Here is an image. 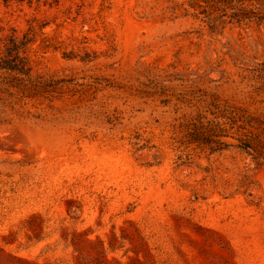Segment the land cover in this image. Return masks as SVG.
I'll list each match as a JSON object with an SVG mask.
<instances>
[{
	"label": "rangeland",
	"instance_id": "374dc122",
	"mask_svg": "<svg viewBox=\"0 0 264 264\" xmlns=\"http://www.w3.org/2000/svg\"><path fill=\"white\" fill-rule=\"evenodd\" d=\"M263 4L0 0L68 82L0 99V264H264Z\"/></svg>",
	"mask_w": 264,
	"mask_h": 264
},
{
	"label": "trees",
	"instance_id": "16d2710c",
	"mask_svg": "<svg viewBox=\"0 0 264 264\" xmlns=\"http://www.w3.org/2000/svg\"><path fill=\"white\" fill-rule=\"evenodd\" d=\"M245 1L252 0H231L238 3L231 14L232 21L241 22L251 18L250 13H256L254 9L243 6ZM257 19L264 21V14L257 16ZM36 42L37 32L33 25L22 35L13 30L0 38V99H5V96L13 97L15 94H19L23 100L52 99L62 95L68 82L48 76L37 68L40 52L44 53L51 47L56 49L58 46L48 37L42 39L38 48L35 46ZM65 56L71 57L68 54Z\"/></svg>",
	"mask_w": 264,
	"mask_h": 264
}]
</instances>
